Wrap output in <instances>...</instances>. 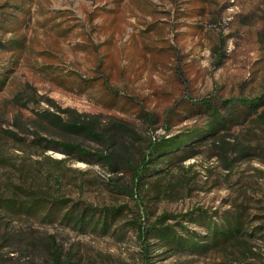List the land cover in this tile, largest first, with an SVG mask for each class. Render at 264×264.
I'll return each instance as SVG.
<instances>
[{
    "label": "rangeland",
    "instance_id": "1",
    "mask_svg": "<svg viewBox=\"0 0 264 264\" xmlns=\"http://www.w3.org/2000/svg\"><path fill=\"white\" fill-rule=\"evenodd\" d=\"M262 97L264 0H0V197L126 206L152 220L203 208L259 227V113L241 115L144 188L132 169L150 142L202 127L207 116L194 107L204 100ZM79 116L101 140L68 128ZM94 155L111 157L116 171ZM250 247L153 264H264V240ZM54 249L70 264H144L130 231L116 238L0 213V264H54Z\"/></svg>",
    "mask_w": 264,
    "mask_h": 264
},
{
    "label": "trees",
    "instance_id": "2",
    "mask_svg": "<svg viewBox=\"0 0 264 264\" xmlns=\"http://www.w3.org/2000/svg\"><path fill=\"white\" fill-rule=\"evenodd\" d=\"M220 106L224 110L228 108L234 110L236 115L225 116ZM262 107H264V97L255 101L230 100L224 103L214 99L204 100L194 109L202 111V115L207 116L206 123L202 127L187 130L171 138L150 142L140 165L132 169L135 183L139 188H144L153 180L163 179L168 175L167 169L163 166L171 167L177 162L194 157L197 145L206 141H215L223 131L231 130V125L241 115L251 116L259 113L256 117L264 120V111L259 112ZM65 112L69 111H63ZM44 117L49 119V116ZM81 118L82 116L73 118L68 128L101 140L96 128L82 121ZM55 119L62 123L61 118ZM58 145L70 152L77 151L82 159L90 155L77 146ZM93 157L105 161L116 171L111 157L98 155ZM22 196L21 198L0 197V213L33 218L41 223L58 221L80 232L90 230L102 235L112 234L116 238H121L130 231L142 250L144 264H153L158 257L166 259L173 255L205 257L225 247L240 248L243 250L241 255H245L249 252L253 253L250 249L251 238L264 240V225L253 227L242 214L230 213L220 216L218 213L210 214L203 208H196L179 215L165 213L152 220L144 214L143 216L140 213L135 214L126 206L96 209L80 203L70 206L72 202L68 200L50 202L37 193H23ZM158 252L160 253L156 254ZM52 261L54 264H70L71 259L63 262L54 249Z\"/></svg>",
    "mask_w": 264,
    "mask_h": 264
}]
</instances>
